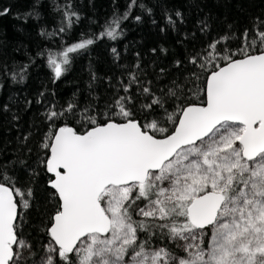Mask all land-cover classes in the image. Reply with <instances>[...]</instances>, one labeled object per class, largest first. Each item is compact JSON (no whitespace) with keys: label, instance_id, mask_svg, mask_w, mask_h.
I'll return each mask as SVG.
<instances>
[{"label":"snow or ice","instance_id":"6c2138e0","mask_svg":"<svg viewBox=\"0 0 264 264\" xmlns=\"http://www.w3.org/2000/svg\"><path fill=\"white\" fill-rule=\"evenodd\" d=\"M215 2L244 11L248 0ZM149 5L126 0L121 10L112 0L98 29L78 32L79 0H30L13 14L52 43L19 63L0 43V92L25 83L38 60L56 84L78 57L122 38L129 19L148 16L176 33L182 52L153 47L147 62L136 52L126 64L111 46L119 73L99 77L89 61L86 95L59 102L45 89L25 98L23 111L42 107L43 131L19 132L21 109L0 104L19 132L15 148L0 143V264H264V12L213 34L211 11L199 15L205 0H191L197 19L180 35L185 12L164 8L159 26ZM10 14L0 8V18ZM38 186L45 204L33 238Z\"/></svg>","mask_w":264,"mask_h":264},{"label":"trees","instance_id":"16d2710c","mask_svg":"<svg viewBox=\"0 0 264 264\" xmlns=\"http://www.w3.org/2000/svg\"><path fill=\"white\" fill-rule=\"evenodd\" d=\"M84 6L83 12L85 19L76 29L92 24L94 29L99 28V24L93 21L103 22L104 18L112 12V0H94L92 4L88 0H79ZM126 0H118L120 9L125 7ZM206 7L199 15L211 11L213 22V34L223 32L226 23L236 22L240 26L247 22V17L264 12V0H248L244 3V11H240L235 4L230 8L218 7L215 0H205ZM30 0H0V8L10 7L12 14L7 17L0 18V43L5 45L4 51L8 58H14V62H27L29 53L35 54L43 44L49 45L50 41H46L43 37L37 34L38 25L35 22H29L24 25L22 21H17L13 18L16 12L23 13L29 9ZM154 8V16L159 26H163L162 12L164 8L179 9L185 12L186 23L180 26V35L185 31H190L194 28V23L197 19V12L191 7V0H150V5ZM48 7L45 5L44 20L48 22L49 31L55 25L51 23L52 18L48 14ZM135 14H140L139 10ZM125 35L119 40L104 41L99 43L95 49L89 54H84L76 59L71 71L58 81L56 84H51L49 80V72L43 63L38 60L30 69V75L27 81L23 84H13L9 81L6 84L5 90L0 92V104L9 103L13 111L17 108L21 109L23 120L20 123L19 132H26L31 125H36L40 131H43V124L38 115L42 111L40 105L33 104L28 111H23L25 98L34 99L39 90H54L56 93L55 99L63 102L64 99L72 96L74 92H86L89 80V61L92 62V67L99 77H104L105 74L113 75L119 73V69L111 63V56L108 49L111 46H116L122 52L121 63L130 64L135 60V53L140 52L144 57L145 62L151 57L150 49L153 47L164 46L174 52L180 53L182 49L176 43L178 35L171 31L161 33L157 25L152 24L151 18L145 16L142 22L137 23L134 19H129L124 23ZM23 28L24 31L19 29ZM73 36L74 33H69ZM210 38V37H209ZM205 37H199L202 42ZM19 49V51H17ZM171 60V56L168 57ZM115 78V77H114ZM43 86V87H42ZM97 91L102 92L105 85L99 80L97 81ZM11 98V99H10ZM52 96H47V100H52ZM19 132L12 127L7 117L0 116V143L9 142L11 148H15L18 141ZM39 138L37 133H34V138L30 143L34 146L35 140ZM37 207L31 211L29 217V225L26 228V235L36 238V229L39 227V209L44 207V190L43 186H38L37 191ZM39 239L43 240V234H39Z\"/></svg>","mask_w":264,"mask_h":264}]
</instances>
